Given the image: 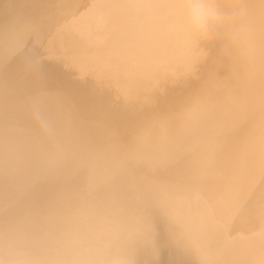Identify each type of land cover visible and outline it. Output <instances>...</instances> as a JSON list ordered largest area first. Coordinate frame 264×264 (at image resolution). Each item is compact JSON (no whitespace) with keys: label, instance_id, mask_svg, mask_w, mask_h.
Listing matches in <instances>:
<instances>
[{"label":"bare ground","instance_id":"obj_1","mask_svg":"<svg viewBox=\"0 0 264 264\" xmlns=\"http://www.w3.org/2000/svg\"><path fill=\"white\" fill-rule=\"evenodd\" d=\"M38 1L55 6L49 18L60 22L43 48L34 46L43 39L40 31L0 32V264H170L168 248L177 241L173 264L240 257L233 244L224 250L214 242L243 204V197L235 204L236 189L256 192L245 182L251 170L237 168L245 159L203 187L197 216L194 211L186 227L185 221L183 235L172 232L179 221L155 218L177 174L189 173L186 151L207 150L202 162L212 163L220 146L213 131L226 139L241 128L245 111H226L232 114L221 127L207 117L215 109L209 102L219 103V89L227 86L230 74L223 69L237 37H225L220 27L209 35L192 31L190 0ZM255 27L264 32L261 16ZM21 46L24 52L13 50ZM235 66L228 64L230 71ZM263 73L255 71L254 80L261 83ZM241 94L230 101L239 104ZM262 115L247 141L252 149L260 150ZM197 130L208 134L200 140ZM200 164L197 182H185L187 189L204 185ZM252 178L255 188H264ZM211 189L218 190L214 200ZM257 208L264 211V202ZM139 229L143 233L132 237ZM257 232L250 264H264V224Z\"/></svg>","mask_w":264,"mask_h":264},{"label":"rangeland","instance_id":"obj_2","mask_svg":"<svg viewBox=\"0 0 264 264\" xmlns=\"http://www.w3.org/2000/svg\"><path fill=\"white\" fill-rule=\"evenodd\" d=\"M220 1L221 4L218 5V7L230 17L227 22L220 26L221 32L223 33L222 35H224L225 37L231 35L233 36V38L237 37L238 39L236 41L237 46L232 43H230L229 45L230 54H232L233 57L228 62V64L230 66L232 64L236 66L235 70L233 69L234 71L232 69L230 71L228 64L227 66H224L225 68L223 70H227L225 76L230 74V78H226L227 80L225 82L227 86L219 89L222 92V95L218 96L219 103L211 105V101L209 102V105L207 107L210 108L215 106V109L208 111V113H211L212 117H215L216 119H213L209 114H207V117L209 116L211 118V123L217 124L221 127L224 122H227V116L229 114H232L231 112L226 111H245L246 114H244L245 117L241 119V121L238 120V122H241V128L239 130L230 132L228 136L226 135V139H224L225 137H222L225 132L223 133L221 131H213V133L211 134L212 136L219 135L217 143H219L220 146H216V151L213 154L217 156H215L212 163L209 162L207 158L204 162H202V156L207 152V150H203L202 152L205 151L204 153H202L201 151L200 153H197L195 151H186L185 153L183 151L185 154L188 153L190 155L189 156L187 154L188 157L185 155L186 162L188 161V164L190 163L189 167H191L188 170L189 173L181 170L182 173L177 174V177L174 180L175 183L173 182V185H169V187L172 188L170 189L169 198H167L166 200V205L163 207V209H159L155 213V218H164V220L173 218L176 220V222L179 221L177 223H173V225L177 227H175L172 232L176 231L178 235L181 236V233L183 235L186 232L185 227L189 225L192 218L197 216L198 208L200 206L195 200L199 197L201 198L202 196L204 198V195L201 196L199 193L201 190H203V187L208 188L211 179H213V183H217V181H215V178H218L219 181L224 179V177H227L228 173L230 174V172L235 168L237 164L241 162L242 159H245V162L241 166L236 167L245 174L247 171L249 172L251 170V173H249L251 174V176L250 178H247L245 182L248 184L250 181L249 184L253 186V189H255L256 192L254 194H250L249 190L246 187L243 193H240V191H237L236 189V192L240 194V196H238V194H235L237 196V199L235 198V204H238L239 198L242 199V197L243 204L242 206L240 205L241 207H237L235 211L231 213V215L229 216L228 226L222 230L221 234L218 236V241L214 243L216 244L215 246L217 248L219 247V249L221 247H224V250H226V248H229V246L231 247L232 244L234 247L236 246L233 253L240 255V257L230 258L227 256L225 258V264H235L237 262V264H250L249 257L252 256L253 253H255L250 249H253V245H255L256 236L260 235L259 232L254 233V231H260L264 224V211H262L261 208H257L258 204H262L264 202V188L262 189L259 183H257V188H255L256 183H254V185L251 183L253 179L252 177L264 182V135H260L259 138L260 150L258 148L252 149V146L247 142L248 139L255 134V128L258 127L259 120L262 119V113L264 112V70L259 64V58H261L262 56L260 52H264V32L260 33L259 29L255 27L260 16L262 17V19H264V0ZM216 46V49H219V45L216 44ZM255 71L263 73V76H261L260 78V82L262 81L261 83H258V80H254V78L256 77V75L254 74ZM249 85L251 87H249ZM237 90L241 91L242 93V101L239 104H234V102L230 101V99L235 100V98L233 97L235 96ZM230 102L233 105H231ZM246 105L247 109L242 110L241 108H244V106ZM213 111H217V116L216 113H213ZM180 121L182 122V120ZM191 125L194 126L193 124ZM181 133L184 134L185 132ZM197 134H200L198 136L200 137V140H202L204 138V135L206 136L208 133L197 130ZM198 136L197 140H199ZM185 144L186 145L184 149L188 150L187 147L189 146V144ZM182 146H184V144H182ZM166 154L167 152H163L159 157L162 158L163 156H166ZM199 164L202 170L201 173H207V177L205 176L204 178V185L199 186L200 188L193 187L191 188V190L187 189L184 185L185 182L188 181L189 186L191 187V185H193L194 182H197L196 180H198L197 175L200 174ZM192 171H194V173ZM165 174L168 175L166 172ZM166 175H164V177ZM195 176L196 178L194 179L193 177ZM165 181L167 180L165 179ZM222 185L224 186L225 183ZM210 186H213V184ZM223 186L215 184V186L212 188L219 189ZM237 188L239 189V186H237ZM217 192L218 190L212 191L211 189L210 194H213L211 196L213 200L217 198ZM194 193V196L196 197L192 196V194ZM205 200L209 201L208 198ZM194 211H196V213ZM194 213L196 214V216L194 215ZM251 213H255V215H252L256 217L255 219H253L254 217H251L252 219L250 217H247L248 214L250 215ZM186 220H188L187 223L185 222ZM260 226L261 228H259ZM147 229L148 228H146V230ZM140 230L141 229L137 230L133 233L134 236H131L135 237L138 235V233H143V231ZM179 242L181 241H177L175 243L172 242V245L168 248L173 251L172 253L174 254L173 257L168 258V262L170 264H173V262H175L174 259L176 257V254L178 255L177 251H179ZM259 243H261V247L264 248V243L261 239ZM261 255H264L263 250H261ZM221 256L224 257L225 253L223 252ZM138 259L140 260L139 257ZM138 259L136 260V262L138 261ZM159 264L163 263L159 262Z\"/></svg>","mask_w":264,"mask_h":264},{"label":"water","instance_id":"obj_3","mask_svg":"<svg viewBox=\"0 0 264 264\" xmlns=\"http://www.w3.org/2000/svg\"><path fill=\"white\" fill-rule=\"evenodd\" d=\"M50 1L54 2L55 0ZM31 2L30 5H22L21 0H0V32L8 30V28H17L21 31H27V33L32 32V30L40 31L43 35V39H40V42H37V45L34 44L35 48L40 50L43 48L45 40L51 34H54L58 24L60 25V22L52 21L49 18L50 11L54 9L55 6H52L51 9H49L50 6L46 7V5H43L44 2L42 1L36 0ZM81 10L79 9L74 14H78ZM4 25L7 26L5 27ZM29 38L25 37L27 45L29 44ZM7 47L8 50L9 48L12 49L10 43ZM13 50H17L16 53H20L24 52L26 48L21 46L18 49Z\"/></svg>","mask_w":264,"mask_h":264},{"label":"clouds","instance_id":"obj_4","mask_svg":"<svg viewBox=\"0 0 264 264\" xmlns=\"http://www.w3.org/2000/svg\"><path fill=\"white\" fill-rule=\"evenodd\" d=\"M189 28L197 33L209 35L227 22L230 17L213 0H190L186 10Z\"/></svg>","mask_w":264,"mask_h":264}]
</instances>
